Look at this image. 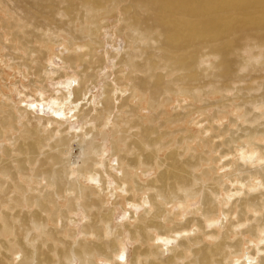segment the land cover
<instances>
[{
	"label": "bare ground",
	"instance_id": "obj_1",
	"mask_svg": "<svg viewBox=\"0 0 264 264\" xmlns=\"http://www.w3.org/2000/svg\"><path fill=\"white\" fill-rule=\"evenodd\" d=\"M123 1L125 0H0L6 14L5 17H0V49H8L6 58L13 61L12 63L8 61L9 66L18 68L25 66L29 70L34 68L35 75H40L43 71L47 74L54 72L49 71L51 69L42 61L52 60L50 57L52 48L49 43L53 45L60 42L59 36L66 34L70 36V49L75 45H85L90 51L85 50L86 52L81 54L71 52L64 57L65 62L71 67L86 64L87 70L89 64L104 62L102 57L93 59V56L97 55L93 49H96L100 42L96 38L101 29L100 21L117 10ZM252 5L255 6L250 9ZM121 8L124 25L119 31L124 33L129 29L128 37L133 41L132 43L135 42L133 44L135 47L133 51L119 54L118 62L121 68L117 71L123 73V67L129 64L131 70L124 77L133 80L131 93L122 98L123 102L119 107L123 108L126 102L135 96L140 102L141 98H146L149 107L156 110L146 123L129 122V127L139 129L138 132H132L130 137L127 128L121 130V140H127L126 148L119 155L124 176L118 178L114 173L109 172L118 186L123 180L129 185L127 191L135 192L134 195L123 197L126 203H140V199L149 191L147 198L154 207L150 216H146L150 213L147 209L137 218V222L127 225L130 238L139 240V245L134 248L133 264H180V261H184V264H223L225 257L231 253L237 255L242 250L244 242L237 238L231 241L228 232L233 234L234 227L246 221V217L244 220L238 219L236 223L230 224L233 229H228L221 237L215 230L203 233L205 236H219L220 238L215 242L203 243L201 236H193L185 240L186 242L181 239L179 245L183 249L180 251L176 249L163 259L159 258V252L149 245V242L155 238L152 233L154 231L159 234V239H168L171 238L172 233L190 231L192 227H203L204 223L216 220L218 216L216 200L220 195V189L222 187L225 189L227 195L225 204L231 200L229 197L232 195L234 197L240 192L239 190L242 191V188L237 190L232 188L233 191L226 183V186L224 185V180L230 178L231 181L244 184L242 179L239 180L240 178L233 177L230 173H226L224 178L219 175H209L210 170L204 168L208 159L205 157V152L199 151L198 147L185 145L193 141L196 135L181 128L182 123L195 121L194 115L197 111L205 113L211 107L209 101L202 107L172 115L163 122L160 120H162L161 115L165 113L163 106L171 99L168 94L182 93L199 101L206 94L223 92L225 95L230 89L235 90L234 96L230 99L234 101L240 99V101L237 104L234 102L236 106L233 108L243 109L241 122H249L250 125L244 127L240 125L241 133L238 135H235V131L231 133L227 127L220 133L212 135L219 137L229 133L223 142H217L214 147H208V150L211 152L220 149L215 162L222 161V167L226 168L229 166L226 160H229L231 154L236 155L240 152L241 156L237 158L251 160L253 153L261 149V146L253 140L257 137L264 140V131L259 129L264 112L253 114V108L264 106V80L262 84L255 81L236 86L235 83L253 78L250 74L264 77V0H128V4ZM5 41H9V44ZM83 41L85 44L81 43ZM247 48L252 49L249 56L242 53V49ZM87 55H90V59L86 58ZM254 57L260 58L261 61L258 59L256 63L251 61ZM239 67L247 70L240 75ZM120 76L117 78H123L122 74ZM94 77L95 73H87L85 81L89 82ZM84 85L85 83L79 89L74 87L73 102L80 99L81 93L89 86ZM111 86L107 83L106 96L102 101L107 111H111L116 106L111 94L113 91ZM126 88H120V91H125ZM53 98V105L49 107L53 116L46 117L41 113L36 114L34 110H42L37 106L43 105L41 101L19 108L18 113L14 111V106L6 102L0 103V141L4 137V129L11 132L16 129L15 123L18 122L26 124L24 131L29 134L17 138L15 147L5 148L4 157L0 156V192H2L0 203L9 204V208L14 209L4 212V218L9 222L10 219H19L20 227L23 229L20 233L21 237L33 227L43 233L42 239L36 244V264H64L66 257L69 264H73L74 259L80 260V264H95V258L111 261L119 253V243L124 231L117 228L112 238L107 237L109 230L113 231L114 228L113 211L104 207L107 181L101 175V186L96 188L84 184L82 180L70 179L72 165L64 158L70 147V138L61 136L50 143L49 137L42 135L38 130L40 123L39 127L36 123L30 127L28 121H21V118L24 119L29 113H35L34 117L41 122L45 118L47 124L54 117H62L63 97ZM121 119L122 117H117L118 121ZM235 120L232 119L231 122ZM167 124H178V128L169 131L165 129ZM36 136L39 137L35 138ZM240 139H244L243 142H239ZM85 143L80 140V147L86 149L83 151L84 158L78 165L81 173L92 171L91 162L96 159L92 151H98L100 147L93 141H87L86 145ZM174 144L175 148L170 149L162 159L159 156L160 149ZM46 146H49V149L42 152ZM181 147L182 151L179 150ZM263 158L264 151L256 160L260 161ZM84 165L87 167L85 168ZM249 166H245L246 170H249ZM140 168L143 174L151 169L159 170L155 176L143 181L137 171ZM235 170L237 171V168ZM262 170L264 171V167ZM133 171L136 172L135 176L132 175ZM260 173L256 172L249 178L255 180L260 177ZM7 177H10V182L4 179ZM40 178L47 180L46 186L52 190L47 187V191H43V194L35 193L34 191L41 184L38 182ZM23 180L29 183L28 188L22 183ZM33 180L35 183L31 184ZM41 188L43 189V186ZM14 190L15 195H11ZM9 195L11 202L7 199ZM136 195H140L139 198H135ZM258 196L253 194L245 200L241 199L243 201L241 206L247 211L262 209L264 200L261 202ZM197 197L202 199V218L194 216L186 219L183 224L176 223L174 215L171 217L167 206L185 203L184 209H186V202ZM60 198L65 202L61 203ZM34 204L36 209L30 211ZM26 206L29 209H25ZM79 209H83L88 217L81 230L86 237L75 242H67L48 223L50 221L55 223L60 218L70 219V214L77 213ZM230 210L232 205L223 213L227 214ZM240 214L245 216V210L241 209ZM178 215L181 213L178 212ZM260 227L264 226L257 224L246 232L253 233ZM72 234L70 232L71 236ZM36 235L37 233L33 232L30 239H35ZM87 236H94L95 240L92 241ZM19 243L23 244L22 238ZM190 243L197 246L193 247ZM44 244H47L46 249L43 247ZM0 245H3L4 249L9 247L3 239H0ZM228 249L233 251L229 253ZM188 250H191L193 258L187 259L185 252ZM53 252L61 257L59 262L53 258ZM153 254H156L155 258H151ZM9 260L8 252L0 251V264H8ZM243 264H254V262L247 259Z\"/></svg>",
	"mask_w": 264,
	"mask_h": 264
},
{
	"label": "rangeland",
	"instance_id": "obj_2",
	"mask_svg": "<svg viewBox=\"0 0 264 264\" xmlns=\"http://www.w3.org/2000/svg\"><path fill=\"white\" fill-rule=\"evenodd\" d=\"M125 1L121 2V4L123 6L128 4V0H125ZM121 4H119V6L117 7V10L108 14L104 18L103 21H100L101 29L99 30V32L96 36L97 40L100 42H98L99 46L96 49L95 48L93 49V51L95 50L97 52V55L93 56V59L95 60L98 57H102L104 59V62L100 61L101 63L97 62V63L89 64V67L87 70L85 69L86 64H83L84 66H82V64H80L77 67H71V66H69V63L65 62L64 57L67 55H70L71 52L76 53V54H78V53L81 54V53H84L86 51H90L89 48L86 47L85 45H82V46L75 45L76 47L74 46V48L70 49V44H69L70 36L66 35V34L59 36L60 42L55 43L53 45H51V43H49L51 48H52V53L50 56L52 58L51 63H50V61L48 62L44 59L42 61L44 62V64H47L48 67L51 69L49 71L53 70L54 72H49V73L47 72V74L43 71L42 74L35 75L34 68L29 70L25 66L24 67L22 66L21 68H18L15 66H13V67L9 66L10 64L8 63V61L10 63H12L13 61L12 60L10 61L9 59L6 58V53L8 52V49H6V50L0 49V90H1L0 91V103L6 102L8 105L10 104V105L14 106V111L18 113L19 108L26 107V105L30 106L33 103H37L38 101H41L43 103V105L39 104L37 106H39L40 110L41 109L43 110L42 107H44L45 109H48L49 113L48 114L43 113L42 110L37 112L36 109H34L36 114L41 113V114H44L45 117L50 116V115L53 116V113H52L51 109H49V107H51V105H53L52 99H54L53 98L54 96L51 95V89L49 88V84L50 83L51 84H62V85H64V87L72 88V90H74L75 81L73 80L70 83L65 78L66 76H70L72 73H75L76 76L80 77L81 86H83L84 83H85V85L88 84L89 86L90 85H96L98 82L102 81L103 85H104V89H103L104 90V96H106L105 88H106L107 83L112 85L111 87H113V91L111 92L112 96H113V92L116 91V89L120 90V88H126V87H127L126 91L130 94L132 91L131 86H132L133 80L128 78V77L127 78L124 77V75H126L131 70L130 65L128 64V66H127V64H126L123 67L124 68L123 73L120 71H117L119 68H121V64H119V62H118L120 55L123 54L124 52L133 51L134 47H135V45L133 46V44H135V42L132 43L133 41H131L128 37V32H130V30L128 29L127 32L124 31V33H120V31H119L124 25V22L122 19L123 13H122V8H121L123 6ZM254 6L255 5H252L250 7V9H253ZM4 14H5V9L2 8L1 4H0V17H5L6 14L5 15ZM5 42H6V44H9V41H5ZM81 43L85 44V41H83ZM61 44L64 45L63 48L59 47ZM109 44L112 45L111 48L107 47V45H109ZM79 49H84V50L81 51ZM251 51H252L251 48H249V49L247 48L244 50L242 49V53L243 54L246 53L245 55H247V56L251 55ZM257 51H258V49H257ZM15 52L18 53V51H15ZM56 57H59V59L57 60ZM86 58L90 59V55H87ZM257 59H258V61H261V59L258 57L252 58L251 61H254L256 63ZM6 60H7V62H6ZM109 60L114 61V64L109 65V63H108ZM90 65H92V66L90 67ZM106 68L110 69V70L105 72V74L103 76H101V72H103ZM69 69L71 70L70 72L68 71ZM241 69H245V68L239 67L238 73L240 75H242L244 73V71L240 72ZM86 72L87 73H91V72L95 73V77L92 78L93 80L91 79L89 82L85 81L86 75H87ZM120 74L123 75V78H121V79H124L125 81L117 78L118 76L121 77ZM250 76H252L253 78L243 79L242 82H238L239 84L235 83V85L238 86V85H243L246 83H252L255 81H259V83L262 84V81L264 80V77L259 76V75L250 74ZM109 78H111V79H109ZM220 93H222V95H220ZM234 93H235V90L230 89L228 92L225 93V95L223 94V92L206 94L199 101H196L195 99L193 100V97L182 94V93L168 94L171 99L169 102H167V105L163 106V109H165V113H163L161 115L162 120H160V119L159 120L161 122H163L164 119H166L172 115H175L178 113H185V112H187V110H190L191 108L193 109V108L202 107V106L206 105L209 101L211 104V107H209L205 113H200L199 111H197V113H195V115H194L196 117L195 121H192L189 123H182L183 126H181V128H185V129H187L188 132H192L196 135V138L193 141H191L185 145H187L188 147H198L199 151H202L203 153L205 152V155H206L205 157L208 159L205 162L204 168L210 170L209 175H211V176L219 175V176H223V178H224V175L226 173H230L231 176L238 177V178H240L239 180L242 179L241 181L245 184V183L254 182V179H250L251 176L256 172L257 173L261 172L259 178L261 180H263L264 179V171L262 170V167H264V165L259 164V161L256 160L257 157L260 155V153L264 151V143L260 142L261 140H263L262 138L259 139V137H257L256 140H253V142H255L257 145L261 146L260 147L261 149L259 151H257L259 153V155H254L251 160H249V159L244 160V159H242V157L237 158V157L241 156L240 152H237L236 155H235V153H233L228 157L229 160H231V161H229L228 159L226 160L227 162H229V166H227L226 168L222 167V161L215 162V159L218 157V155L220 153V149L218 151H211V152H209V150H208V147H211V146L214 147L217 142H223L227 138L229 133H224L222 136H219V137H213L212 135L220 133V131L225 129L226 127L231 130V133H232V131H235V135H238L241 133V130L239 129L240 125H242V127H244L245 125H250L249 122H241L243 120V119L241 120V116H242V112L244 110L233 108L240 101V99H236L235 101L233 99H230V97L234 96ZM125 96H120L119 93H117V95L115 96V100L120 101V103L118 105L115 104L116 105L115 108H118L122 112L125 113V117H122V119L126 118L128 122L141 121L143 123H146L148 121V118L155 114L156 110H153L152 108L149 107V103H148L146 98H141V102H140L138 97L132 96L130 98V100L127 101L126 104L123 106V108L119 107V105H121V103L123 102L122 98ZM186 99H188L189 102L185 103L184 100H186ZM136 101H138V102H136ZM234 102L236 103L235 105H234ZM128 103H130V104H128ZM145 106H147V108L149 109L148 114H144V112L142 111ZM259 107L260 108L255 106V108H253L255 111V112L253 111V114L264 112V106H259ZM131 108H132V110H131ZM62 109H64V108H62ZM36 114L35 113H32V114L29 113V115L24 117V119L21 118V121H23V122L28 121L27 123H29L30 127H32V125H35V123L38 127L41 124V126L39 127L38 130H40L42 135L48 136L49 141H50L51 137L45 131V125H47V122H45V120H44L45 118L42 119V122H41V120H39L37 117H34V116H36ZM212 114H214V115H212ZM210 115H212V116H210ZM133 117H135V118H133ZM238 118H240V119H238ZM232 119H236L237 121L235 120V122H231ZM29 120H30V122H29ZM260 122H261V125L259 126V129H262L264 131V124H263L264 118L263 117L261 118ZM200 125H202V127ZM15 126H16V129L12 130L11 132H8L6 129H4V131H3L4 137L1 141L7 139V140H11L12 143H11V145L0 143V156H2V157H4L3 152H4L5 148L12 149L15 147V145H16L15 143H17L15 141L17 138L29 135L28 132L24 131L26 129L25 128L26 124L19 122V124L15 123ZM205 127H208V129H205ZM176 128H178V124H167L165 129H167L169 131H174ZM237 128H238V130H237ZM16 132H19V134L14 135V133H16ZM180 134H182V133H179V135ZM61 136H66V137L70 138V147L68 148L67 152L64 154L65 160L68 161L72 166L73 165L78 166L81 163L82 159L84 158V152L83 151L86 150L85 147H83V148L80 147L81 146L80 140L82 139L83 143L86 142L85 145L87 144V141H84L82 136L76 135V134L61 135ZM38 137L39 136H36L35 138H38ZM58 138H56V139H58ZM56 139H51L50 143L54 142ZM243 140L244 139H240L239 142L240 141L243 142ZM183 147H184V145H183ZM222 147L228 148L226 146H222ZM168 148H170V149L175 148V144L172 146H169ZM262 148H263V150H262ZM48 149H49V146H46L42 149V152H44V150H48ZM182 149H183L182 147L179 148V150H181V151H182ZM205 150H207V151H205ZM168 151H160L159 156L162 159H164L165 155ZM245 166H249L251 169L249 168V170H246ZM236 168H237V171L235 170ZM225 169H226V171H225ZM156 170H157V168L151 169L149 171H153L154 172L153 176H155L159 169L157 171ZM137 171H138V174L143 181L148 180L151 177H153V176L146 177L141 172V168L138 169ZM240 173H241V175L242 174L243 175L241 176ZM109 175L112 176L111 174H109ZM132 175L135 176L136 172L133 171ZM112 178L114 179L113 176H112ZM34 180H37V179L34 178ZM34 180L31 182V184L35 183ZM224 181H225L224 185L226 183V185L230 189H232V188H234L236 190L240 189L239 186H237V187L232 186L233 183H236L237 181H231L230 178L228 180H224ZM38 182H39V184L40 183L41 184L34 191L35 193L43 194V191L44 192L47 191L48 188H49V190H52L50 187L46 186L47 180L40 178ZM22 183H24L25 186L28 188L29 183L27 181L23 180ZM84 184H86V183H84ZM41 185L43 186V189L41 188L42 187ZM39 188L42 190H40ZM234 189H232V190L234 191ZM106 191H107V195L105 197L106 200L104 202V207L112 209V211H113L112 212V224L114 227L113 231H112V229L109 230V232L107 233V237L112 238L114 235V232L117 228L123 230L124 234H123L122 240L119 243V248H120L119 253H118V255L114 256L113 260L108 261V260H105L103 258H95L94 263L95 264H123V261L126 257L128 264H133V254H134L133 252H134V248L137 245H139V240L130 238V234H129V230L127 228V225L129 223L137 222V218L140 217L141 215H143L147 209L149 210L150 213H147L146 216H150V214L154 210V207L151 205V208L145 207L141 211L137 212L134 208H129L128 204L140 205L142 203L143 198L140 199V201H141L140 203H138V202L126 203V200L123 199V197H126V196H124L120 193H116L115 198H110L109 189H107ZM239 191L242 193L241 195L235 194L234 197H232L233 196L232 195L231 197H229V199H231V200H229L228 204L227 203L225 204V201H226L225 199H226L227 195H226L225 189H223V187L220 189V195H219L218 199L216 200V202L218 204L217 219L221 215H224V214H225L224 216H227L226 222L224 220L220 221V224L223 226L222 231L220 228H217V227H213L210 230H206L207 224L210 223V222H207V223H204L203 227H201V226L198 227V229L200 230L198 233H196L195 235H192V236L179 238L175 245H165L163 243V241L166 239H161V238L159 239V234L156 231H154L152 233H153V236H155V238L153 239L154 241L152 240L149 242L150 247H152V248L154 247V249H156L157 252H159V254H158V255H160L159 258L163 259L164 257L171 255V253H173L174 250L178 249L180 251V249L181 250L183 249L182 246L179 245V242L181 239H183L184 241L185 240L187 241L189 238H192L193 236H201V238L203 239L202 240L203 243L215 242V241L207 240L206 239L207 236L203 235V233H205V231L215 230V231H217V233H219V236L221 237L225 231H228V229L229 230L233 229V227H230V224L236 223L238 219L244 220L245 217L247 218L246 221H244L240 225H237L234 227V230H233L234 233L233 234H231V232H228V233L230 234V240L231 241L236 240V239H234V240L232 239V236L235 235L236 238L241 239L244 242V244L247 243V241L242 239V237L250 236V237L254 238L257 235V230L254 231L253 233L250 231L246 232V230H248L249 228H251L253 226H256L257 224H261L262 226H264V219H263L264 217L263 216H257V217H255V221H256L255 223L249 224L247 227H240L241 225H244L247 221L253 220V215L250 214V212H248L249 209H248V211H247V209H244L241 206V203L243 202L242 200L249 198L253 194L259 195L258 198L260 201L264 200V190L257 191V192H250L248 187H245V188H242V191L241 190H239ZM261 192H263V193H261ZM28 193H30V190H28ZM134 193L135 192H129V195H134ZM146 193L149 194L150 192L147 191ZM129 195H127V196H129ZM139 196L140 195H136L135 198H139ZM193 200H198V207L195 209H191V210H188L187 207H186V209H181L178 207V204H174L173 207H171V208L167 206V208L170 210L171 217L174 215L173 218H174V221L176 223L183 224L186 221V219L194 217V216H196L198 218H200V217L202 218V212H203L202 199H201V197H197L196 199H193ZM59 201L61 203L65 202V200L62 198H60ZM190 201H192V200H190ZM232 202H234V204ZM149 204H150V202H149ZM231 205H232V210H230L229 213H227V214L225 212L223 213V211L229 209L231 207ZM25 209H29L28 206H26ZM35 209H36V205L34 204L33 207L30 208L29 210L34 211ZM241 209L245 210V214H244L245 216H241V214H240ZM178 212H180L181 215L177 216ZM125 213L127 214V218L121 219V217L124 216ZM70 216H71L70 219L60 218L55 223L53 221H50L48 223V225L55 228L59 232L60 236H62L64 238L65 241L75 242V241H78V240L86 237L81 232V230H82L84 224L88 221V217L85 215L83 209H79L77 211V213H71ZM233 216H235V219H233ZM70 232H71V234L73 233L74 235L72 234V236H71ZM173 234H177V233H172L171 238L173 237ZM77 237H79V238L77 239ZM105 237H106V235H105ZM87 238L91 239L92 241L95 240L94 236H87ZM171 238H168V239H171ZM202 242H201V245H202ZM190 244L193 245V247L195 245L192 243H190ZM158 246H160V247H158ZM195 246H197V244ZM167 247L168 248L170 247V249H168ZM177 247H179V248H177ZM189 252L191 253L190 256L188 255ZM185 254H186L187 259L193 258L191 250L186 251ZM231 255L236 256L237 258L243 256L244 261L247 259L253 261V253L244 252L243 247H242L241 252H239L237 255H235L233 253H231ZM155 257H156V254L155 255L153 254L151 256V258H155ZM263 260H264L263 257H261L260 258L261 264H264ZM73 261H74L73 264H80V260H78V259H74ZM244 261H243V263H244ZM138 264H140V263H138Z\"/></svg>",
	"mask_w": 264,
	"mask_h": 264
},
{
	"label": "clouds",
	"instance_id": "obj_3",
	"mask_svg": "<svg viewBox=\"0 0 264 264\" xmlns=\"http://www.w3.org/2000/svg\"><path fill=\"white\" fill-rule=\"evenodd\" d=\"M107 38V37H106ZM63 48L64 45L59 46ZM107 47L111 48L112 45L109 44ZM83 51L84 49H79ZM58 60L59 57H56ZM51 63V61H50ZM109 65L114 64V61L109 60ZM59 66V65H58ZM110 69H105L101 72V76ZM247 69H241V72L246 71ZM71 71L70 69L68 70ZM70 83L75 81V87L79 89L81 87V79L76 76L75 73H72L70 76L65 77ZM111 79V78H109ZM51 89V95L56 97H63L64 112L62 117H54L52 120L45 125V131L47 134H50L51 139H56L61 135L76 134L82 136L84 141H93L94 144H99V150H93L92 155L96 158L92 163V171H85L81 173L78 170V166L73 165L70 169V179H79L84 183L96 188L101 186V175L107 181V188L109 189L110 198H115L116 193H120L124 196L129 195L127 191L129 185L123 180L120 181V186L117 185V181L109 175V172L114 173L116 177L124 176V169L119 163V155L126 148L127 140H121V130L127 128L128 136H131L132 132H138V128L129 127V122L127 119L117 120V117H125V113L118 108H113L111 111L105 109L104 101V85L100 81L96 85H90L87 87L86 91L81 93V98L74 101L75 92L72 88H66L62 84H49ZM119 93L120 96L128 95L129 93L125 91H120L116 89L113 92V99L115 104H119V100H115V96ZM190 99V98H189ZM138 102V101H136ZM185 103L189 102L188 99L184 100ZM91 109V111H89ZM144 114H148L149 109L145 106L142 110ZM135 118V117H133ZM19 124V122H18ZM202 127V125H200ZM22 130V129H21ZM19 132L14 133L18 135ZM51 139L49 142H51ZM264 143V140L260 141ZM3 144L11 145V140L0 141ZM159 147V146H157ZM161 151H168L170 148L160 149ZM254 155H259L258 152H254ZM259 164L264 165V159L259 161ZM86 168L87 165H84ZM132 171V170H130ZM226 171V169H225ZM146 177H151L154 175L153 171H149L144 174ZM10 182V177L4 178ZM23 178H21L22 180ZM231 183V182H230ZM233 187L239 186L240 188L248 187L250 192H257L264 190V180L257 178L251 184L245 183L240 184L239 181L233 183ZM241 192H237L236 195H241ZM2 195V192H0ZM11 195H15V190ZM11 195L7 199L11 202ZM147 193L144 194L142 203L140 205L128 204L129 208H134L137 212L141 211L143 208H151V205L148 202ZM188 210L195 209L198 207V200H192L186 202ZM226 206V205H225ZM168 207H173L168 205ZM179 208L184 209L185 203L178 205ZM14 211V209L9 208V204L0 203V239H3L9 244L8 249H4L3 245H0V251H7L10 257L8 264H36L35 256L37 254L36 244L40 242L43 237V233L35 227L32 230L27 231L21 237L20 233L23 232V229L20 227L19 219H10L6 221L4 218V212ZM250 214L253 215L252 221H247L244 225L240 227H247L249 224L255 223V217L264 216V208L260 210L249 209ZM127 214L125 213L121 219H126ZM235 219V216H233ZM227 221V216L221 215L218 219L207 224V229L210 230L213 227L220 228L223 230V226L220 224V221ZM200 230L196 227H193L190 231L181 232L173 234L171 239H166L163 241L165 245H175L177 240L181 237H188L195 235ZM33 232H36V238L30 239ZM23 239V244L19 243L20 239ZM79 237H77L78 239ZM207 240L216 241L219 239V236H207ZM232 239H236V236H232ZM242 239L246 240L247 243L243 245L244 252L253 253V262L254 264H261L260 258L264 257V227H260L257 230L256 237L244 236ZM43 247L46 249L47 244H44ZM229 253L233 250L228 249ZM53 258L59 262L61 257L58 256L55 252L52 253ZM190 256L191 253L189 252ZM31 256V260H29ZM243 256L237 258L236 256L229 255L223 259V264H242ZM64 264H69L68 258H64ZM123 264H128L127 258L125 257ZM180 264H184V261H180Z\"/></svg>",
	"mask_w": 264,
	"mask_h": 264
},
{
	"label": "water",
	"instance_id": "obj_4",
	"mask_svg": "<svg viewBox=\"0 0 264 264\" xmlns=\"http://www.w3.org/2000/svg\"><path fill=\"white\" fill-rule=\"evenodd\" d=\"M36 111L38 112V110H36ZM42 112H43V113H46V114L49 113L48 109H43Z\"/></svg>",
	"mask_w": 264,
	"mask_h": 264
}]
</instances>
